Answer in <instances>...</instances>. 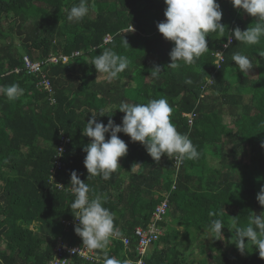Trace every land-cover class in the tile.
I'll use <instances>...</instances> for the list:
<instances>
[{
	"label": "trees",
	"instance_id": "16d2710c",
	"mask_svg": "<svg viewBox=\"0 0 264 264\" xmlns=\"http://www.w3.org/2000/svg\"><path fill=\"white\" fill-rule=\"evenodd\" d=\"M217 2L224 36L210 33L208 51L193 64L181 62L173 69L167 65L174 42L157 28L166 19L164 0H94L95 11L78 23L66 16L79 0H0V87L16 83L23 89L14 101L0 94V264H48L60 235L71 244H83L75 226L64 223L75 217L70 207L75 196L50 182L64 136L70 143L57 182L71 187L75 170L89 185L90 198H107L104 207L114 213L115 228L130 238L128 246L115 240L106 249L110 257L126 264L140 257L136 229L148 227L167 193L170 208L158 223L162 234L143 256L145 264H202L193 239L202 233L199 240L208 238L205 229L217 218L223 234L224 228L227 232L223 240H210L215 253H210L208 264H264L253 245L241 254L231 242L237 227H246L250 216L264 212L257 200L264 182V56L259 55L264 37L256 45L233 38L224 48L234 28L246 30L256 18L234 8L231 0ZM131 26L134 30L124 33ZM106 48L131 62L111 82L91 64ZM220 50L223 60L218 63ZM77 51L80 56L73 55ZM52 52L71 58L67 63L48 62ZM236 52L254 63L248 77L232 61ZM25 57L45 62L43 72L53 92L38 88L42 75L27 72ZM157 64L164 70L158 80L149 76ZM188 79L190 84L185 83ZM160 98L173 108L171 122L189 136L200 158L177 162L165 155L157 163L140 142L121 132L128 152L119 158L120 167L109 180L88 179L83 148L91 138L82 133L90 112L103 109L106 114L98 116V122L122 124L125 113L117 109L121 102ZM193 111L191 124L186 114ZM227 115L231 121L225 120ZM105 135L110 138V133ZM206 145L214 146L215 153L206 152ZM199 247L207 253L205 244ZM97 251L99 261L76 258V264H103V251Z\"/></svg>",
	"mask_w": 264,
	"mask_h": 264
},
{
	"label": "clouds",
	"instance_id": "9594fccd",
	"mask_svg": "<svg viewBox=\"0 0 264 264\" xmlns=\"http://www.w3.org/2000/svg\"><path fill=\"white\" fill-rule=\"evenodd\" d=\"M164 2L167 5L164 11L166 19L159 22L157 28L165 39L174 42L169 53L171 63L167 65L168 67L179 68L181 62L185 65L193 64L195 59L209 50L206 37L210 33L219 31L220 37L224 36V25L221 23L223 12L217 0H164ZM231 3L237 10L256 19L254 26L246 30L239 26L234 28L224 46L228 47L233 38L243 44H258L261 37H264V0H231ZM94 11V0L91 3L89 0H79L78 4L68 10L66 18L69 22L78 23ZM133 30L132 26L124 33ZM122 44L125 48L130 46L126 38ZM259 55L264 56V50H261ZM232 61L246 77L249 76L254 65L249 57L236 52L232 55ZM130 63L127 56L118 55L111 48H106L94 57L91 64L99 74H106L107 80L111 82L125 72ZM163 71L162 66L157 64L151 68L149 76L158 80ZM185 83L190 84L191 80L188 79ZM0 94L6 96L9 101H14L23 95V89L13 83L0 87ZM117 109L125 113L122 124H116L112 119H109L106 125L98 122L97 117L106 114L105 110L101 109L98 112H90L91 118L87 120L86 127H83L82 134L91 138V142L83 148L86 153L84 165L89 174L88 179L101 176L102 179L109 180L120 167L119 158L128 152V144L118 136L121 132L130 136L132 142H140L157 163L165 155L177 162L200 158L201 153L189 136L180 133L171 122L173 108L166 99H151L147 103L121 102ZM106 133H110L109 139H106ZM261 147H264V142ZM70 185L75 196L70 207L79 221L74 231L82 238L83 247L103 251V264H126L115 257H110L106 251L110 238L119 235L114 225V213L104 207L107 198L99 194L90 198L89 185L80 179L75 170L71 172ZM257 200L264 206V186L258 192ZM209 215L215 216L216 213L210 212ZM223 227L221 219L217 218L210 222L205 231L210 233L209 238L223 240ZM231 242L235 243L241 254L248 249V244L253 245L258 249L259 257L264 259V212L250 216L246 227H237L235 238L233 240L232 237Z\"/></svg>",
	"mask_w": 264,
	"mask_h": 264
},
{
	"label": "built area",
	"instance_id": "2783aa9c",
	"mask_svg": "<svg viewBox=\"0 0 264 264\" xmlns=\"http://www.w3.org/2000/svg\"><path fill=\"white\" fill-rule=\"evenodd\" d=\"M132 27V26H131ZM130 27V28H131ZM134 29V27H133ZM107 41L111 40V36L108 35L106 38ZM225 45V44H224ZM224 48H226L224 46ZM73 55L80 56V52H76ZM71 56L66 55L64 53H55L52 52L48 57V62L52 63H67L70 60ZM217 61L218 63L223 60V53L219 51L217 53ZM25 68L29 74H34L40 77L42 75L41 81L38 83V88L43 90L47 89L50 92H53L52 84L50 80L47 78L46 74L43 72V64L45 62L41 61H32L29 57H25ZM19 69L16 71L18 72ZM189 117V122L192 124L195 120L196 113L190 112L186 114ZM70 143V138L68 136H64L61 142V145L58 150V154L55 161V166L51 170L50 182L52 184H56L59 190H68L71 191V187H65L62 182H57L58 172L61 170L63 163L62 158L64 153L66 152V145ZM180 164V163H179ZM179 170V167H176ZM176 186L174 185L173 188ZM164 199L162 203L158 204L154 216L150 221L147 228L138 227L136 229V235L139 239V243L137 246V252L140 255L139 259L136 261L130 262V264H145L143 256L147 253L149 246L158 239L160 233L162 232L158 223L162 221L168 214L170 208V195L165 193ZM64 223L66 227L76 226L79 221L75 218L65 219ZM119 235L110 238V244L107 250H110L112 244L115 240L122 241L126 246L130 243V238L126 235L122 234L119 229H117ZM72 249H76V251H71ZM101 254L97 250H88L83 247V244H71L67 242L63 235H60L56 240L55 253L53 258L49 261L48 264H76V258L86 259L88 261H99Z\"/></svg>",
	"mask_w": 264,
	"mask_h": 264
},
{
	"label": "rangeland",
	"instance_id": "374dc122",
	"mask_svg": "<svg viewBox=\"0 0 264 264\" xmlns=\"http://www.w3.org/2000/svg\"><path fill=\"white\" fill-rule=\"evenodd\" d=\"M147 15V14H146ZM235 74H238L237 72H235ZM231 117L229 116V115H227V116H225V120H227V121H231ZM206 152H208V153H210V154H214L215 153V147L214 146H211V145H206ZM247 159V158H246ZM249 159V158H248ZM247 159V160H248ZM262 186H264V182H260V184H259V188H258V192L260 191V189H261V187ZM170 226H172V223L171 222H169L168 223ZM224 234H226V232H227V230L224 228ZM203 234V233H202ZM202 234H200V235H198L197 237H194V239H193V243H194V245L192 246L194 249H197L196 250V256H197V258H200V260H201V263L202 264H208V261H209V255H210V253H212V254H214L215 253V251H211L210 250V246L212 245V244H210V240H212L211 238H203V240L201 241V240H199V238H202L203 237V235ZM205 235V234H204ZM202 244H205L206 246H207V253L206 254H202L199 250H200V245H202ZM153 247V246H152ZM151 247V248H152Z\"/></svg>",
	"mask_w": 264,
	"mask_h": 264
},
{
	"label": "bare ground",
	"instance_id": "6f19581e",
	"mask_svg": "<svg viewBox=\"0 0 264 264\" xmlns=\"http://www.w3.org/2000/svg\"><path fill=\"white\" fill-rule=\"evenodd\" d=\"M160 234H162V232H161ZM138 259H139V258H138ZM138 259H137V260H138ZM133 261H136V260H133ZM131 262H132V261H131Z\"/></svg>",
	"mask_w": 264,
	"mask_h": 264
}]
</instances>
